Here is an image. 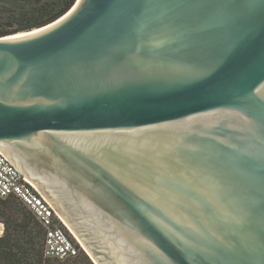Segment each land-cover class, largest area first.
<instances>
[{"label":"water","instance_id":"95a60500","mask_svg":"<svg viewBox=\"0 0 264 264\" xmlns=\"http://www.w3.org/2000/svg\"><path fill=\"white\" fill-rule=\"evenodd\" d=\"M12 35L0 155L92 264H264V0H76Z\"/></svg>","mask_w":264,"mask_h":264},{"label":"trees","instance_id":"16d2710c","mask_svg":"<svg viewBox=\"0 0 264 264\" xmlns=\"http://www.w3.org/2000/svg\"><path fill=\"white\" fill-rule=\"evenodd\" d=\"M76 0H0V10H9L13 29H0V37L28 32L50 24L66 13ZM0 219L5 229L0 236V264H92L81 251L63 262L42 255L44 232L33 216L16 200L0 199Z\"/></svg>","mask_w":264,"mask_h":264},{"label":"built area","instance_id":"2783aa9c","mask_svg":"<svg viewBox=\"0 0 264 264\" xmlns=\"http://www.w3.org/2000/svg\"><path fill=\"white\" fill-rule=\"evenodd\" d=\"M10 198L19 202L42 228L45 259L63 262L83 252L46 200L0 155V199Z\"/></svg>","mask_w":264,"mask_h":264},{"label":"rangeland","instance_id":"374dc122","mask_svg":"<svg viewBox=\"0 0 264 264\" xmlns=\"http://www.w3.org/2000/svg\"><path fill=\"white\" fill-rule=\"evenodd\" d=\"M11 17H12L11 11L0 10V29H9L10 30V29L15 28V24H13L9 21V19ZM4 229H5L4 222L2 219H0V234H1V231H2V234L4 233ZM2 234L0 236H2ZM84 254H85V252H84ZM67 264H73V261L72 262L68 261Z\"/></svg>","mask_w":264,"mask_h":264},{"label":"bare ground","instance_id":"6f19581e","mask_svg":"<svg viewBox=\"0 0 264 264\" xmlns=\"http://www.w3.org/2000/svg\"><path fill=\"white\" fill-rule=\"evenodd\" d=\"M13 36V35H12ZM8 37H10V36H8ZM7 38V37H6Z\"/></svg>","mask_w":264,"mask_h":264}]
</instances>
